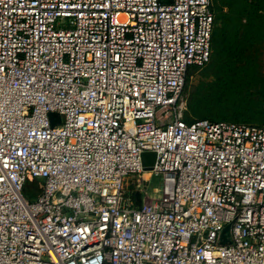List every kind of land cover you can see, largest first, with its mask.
<instances>
[{"label": "built area", "instance_id": "obj_1", "mask_svg": "<svg viewBox=\"0 0 264 264\" xmlns=\"http://www.w3.org/2000/svg\"><path fill=\"white\" fill-rule=\"evenodd\" d=\"M212 7L0 0V264H264V122L185 119Z\"/></svg>", "mask_w": 264, "mask_h": 264}, {"label": "trees", "instance_id": "obj_2", "mask_svg": "<svg viewBox=\"0 0 264 264\" xmlns=\"http://www.w3.org/2000/svg\"><path fill=\"white\" fill-rule=\"evenodd\" d=\"M212 11L219 26L211 36L209 73L203 94L189 98L185 119L262 125L264 0H213Z\"/></svg>", "mask_w": 264, "mask_h": 264}, {"label": "rangeland", "instance_id": "obj_3", "mask_svg": "<svg viewBox=\"0 0 264 264\" xmlns=\"http://www.w3.org/2000/svg\"><path fill=\"white\" fill-rule=\"evenodd\" d=\"M219 26V22L216 20L215 27ZM262 55L264 53L262 52ZM208 66H205L204 68H194L189 70L185 85L181 94V98L184 102H186L187 108H188V102L189 98L191 96L196 95V93L203 94L204 92V86H201V82L205 81L204 78L205 75L209 73ZM209 78V77H208ZM189 110L186 111V115L189 117L188 114ZM190 118V117H189ZM150 177L144 176V180H147V183H144L143 190L146 191L145 194H143V200L152 199V198H158L161 196L160 193V180L158 179H149ZM134 179V178H133ZM41 182V181H40ZM133 190V187L130 186V191ZM39 190L38 186L34 182H28L27 185L24 188V195L29 201H33L36 198V195H38Z\"/></svg>", "mask_w": 264, "mask_h": 264}, {"label": "water", "instance_id": "obj_4", "mask_svg": "<svg viewBox=\"0 0 264 264\" xmlns=\"http://www.w3.org/2000/svg\"><path fill=\"white\" fill-rule=\"evenodd\" d=\"M49 120H50L51 127H53L59 123L60 118L57 114L50 113L49 114ZM141 161H142L143 170L145 172L151 171L152 167L154 165V162H155V153H153V152L142 153ZM219 244H221V245L231 244L230 226L229 225H227L223 229V231L221 232L220 237H219Z\"/></svg>", "mask_w": 264, "mask_h": 264}, {"label": "bare ground", "instance_id": "obj_5", "mask_svg": "<svg viewBox=\"0 0 264 264\" xmlns=\"http://www.w3.org/2000/svg\"><path fill=\"white\" fill-rule=\"evenodd\" d=\"M144 176H148V177H150V174H149V173H143V174H142V178H143V180H144Z\"/></svg>", "mask_w": 264, "mask_h": 264}, {"label": "crops", "instance_id": "obj_6", "mask_svg": "<svg viewBox=\"0 0 264 264\" xmlns=\"http://www.w3.org/2000/svg\"><path fill=\"white\" fill-rule=\"evenodd\" d=\"M36 184H37V186H38V190H39V193H40V190H41V186H40V184L39 183H37V182H35ZM38 193V194H39ZM37 196V195H36Z\"/></svg>", "mask_w": 264, "mask_h": 264}]
</instances>
